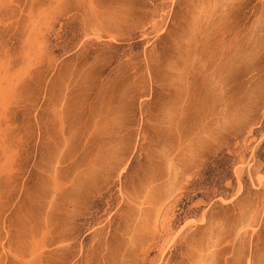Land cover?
<instances>
[{"label": "rangeland", "instance_id": "374dc122", "mask_svg": "<svg viewBox=\"0 0 264 264\" xmlns=\"http://www.w3.org/2000/svg\"><path fill=\"white\" fill-rule=\"evenodd\" d=\"M260 174L264 0H0V264H264Z\"/></svg>", "mask_w": 264, "mask_h": 264}, {"label": "bare ground", "instance_id": "6f19581e", "mask_svg": "<svg viewBox=\"0 0 264 264\" xmlns=\"http://www.w3.org/2000/svg\"><path fill=\"white\" fill-rule=\"evenodd\" d=\"M238 169V168H237ZM243 169V168H242ZM236 174H238V176L240 177V173H239V171L237 170V173ZM238 177V178H239ZM259 179H260V181H259V183L261 182H264V174H260L259 175ZM240 191V190H239ZM253 227V226H252ZM256 228V227H255ZM252 261V260H251Z\"/></svg>", "mask_w": 264, "mask_h": 264}]
</instances>
